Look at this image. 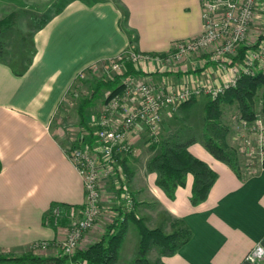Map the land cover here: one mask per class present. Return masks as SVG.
Masks as SVG:
<instances>
[{
  "label": "crops",
  "instance_id": "1",
  "mask_svg": "<svg viewBox=\"0 0 264 264\" xmlns=\"http://www.w3.org/2000/svg\"><path fill=\"white\" fill-rule=\"evenodd\" d=\"M201 3L202 0L68 1L36 31V53L22 75L0 59V253L20 255L34 248L40 255H57L66 229L45 225L44 216L54 203L81 205L84 201L83 181L67 149L78 143L95 147L98 138L88 130L68 145L62 130L53 128L55 113L77 75L100 60L117 56L129 45L144 53L163 54L172 49L174 42L199 36L203 31ZM119 5L128 10L126 20ZM208 56L204 50L163 69L143 70L137 77L193 87L220 83L226 77ZM169 109L165 108L164 115L169 114ZM116 115L121 119V114ZM88 126L94 129L92 122ZM144 128L147 129L140 123L129 135L138 152L144 148L140 142ZM189 150L217 173L207 199L198 205L190 200L192 174L171 198L157 184L158 172L150 163L141 164L137 155L126 156L136 201L142 206H161L168 216L183 220L192 230L189 241L175 254L163 256L162 261L264 264V260L250 258L257 246L264 250L261 163L255 167L257 170L245 173L241 167L238 175L200 141L190 144ZM111 213L115 218L120 214L116 216L114 210ZM139 215L150 228L162 227L166 232L173 229L160 218L151 222L149 215ZM100 236L95 229L86 233L80 248ZM125 237L118 255L123 264L125 255L132 250L122 247ZM42 242L47 245L37 250L35 246Z\"/></svg>",
  "mask_w": 264,
  "mask_h": 264
},
{
  "label": "built area",
  "instance_id": "2",
  "mask_svg": "<svg viewBox=\"0 0 264 264\" xmlns=\"http://www.w3.org/2000/svg\"><path fill=\"white\" fill-rule=\"evenodd\" d=\"M201 5L203 31L199 36L190 40H178L174 42L171 50L163 54L144 53L129 45L120 54L111 58L112 74L115 76L124 73L123 62L125 60L142 68L147 64L157 63L162 66V69L170 62L182 61L217 43L211 52V60L224 69L232 70L229 78L219 85L210 83L194 87L168 82L156 84L149 80L139 79L137 76L122 78L123 91L103 103L101 116L93 122L94 132L98 138L97 146L75 144L67 149V154L83 181L85 190L83 203L81 205L54 203L44 216L45 225L66 229L65 238L61 240L63 253L73 254L84 234L102 214L100 189L102 178L115 179L124 208L130 210L133 207L134 198L127 189L126 172L123 171L119 160L123 155L136 156L138 154L137 148L129 138L137 125L143 123L150 136L157 140L165 108L178 106L192 96L203 92L215 98L227 89L236 86L241 75H253L259 71L264 73V40L256 45L254 43L247 50L240 64L234 63L239 56V48L247 43L254 10L258 6H264V0H202ZM118 113L122 117L114 122L113 118ZM256 121L259 128L258 143L262 160L264 157V121L260 117ZM243 123L246 122L243 121ZM45 245L47 242H42L35 248ZM250 258L258 261L264 260L263 248L257 246L250 254ZM71 264L83 263L73 261Z\"/></svg>",
  "mask_w": 264,
  "mask_h": 264
},
{
  "label": "rangeland",
  "instance_id": "3",
  "mask_svg": "<svg viewBox=\"0 0 264 264\" xmlns=\"http://www.w3.org/2000/svg\"><path fill=\"white\" fill-rule=\"evenodd\" d=\"M67 1L70 0H0V18L4 17L12 11L18 12L16 25L8 29L1 36V40L3 42V51H1L0 49L1 59H4L6 62L10 63L12 66L18 69L25 68L28 65L29 61L33 58V51L35 49L34 35L38 30V25L43 21L45 17L56 15L57 11L60 10L63 7L64 3ZM83 1L92 2L94 0ZM263 7L264 6L261 5L258 6L256 10H254V18L249 28V37L246 43L248 46H252L254 43L256 45L257 43L264 40ZM220 14L221 13H219V15ZM216 45L217 43L209 46V48L206 49L209 55V60H211V52L216 47ZM199 52L203 53L204 50ZM238 54L240 55V53ZM246 54L247 52L244 54L243 58L246 56ZM243 58H237L234 63L240 64ZM111 63V58L100 60L93 66H89L84 69L82 74L79 73L69 87L67 93L63 98V101L56 111L53 121V128L55 126L57 129L62 130L60 131L62 132V135L67 138L69 142L67 143L68 145L73 144L76 138L88 131V122L93 123L101 116V106L103 102L97 101L94 103V106L88 108L86 112L84 111L85 115L87 116L86 126V124L81 123V114L79 112V108L81 99L89 98L91 96L93 88L98 81L107 80L114 76L110 68ZM161 67L162 66L157 63L151 65L147 64L144 66V68L140 66L141 69L145 70H152L155 68H157L158 70L161 69ZM217 68L223 72V76L226 78H224L220 83H216L215 85L222 84L223 81L229 78L230 72L232 71L229 69H224L218 64ZM168 83L171 82L169 81ZM156 84L164 83L162 82ZM108 92L109 91H105V95H107ZM261 94L262 90H260L258 94V104L256 106V110L259 111L260 114V116L258 117H261L263 120L264 116L260 112ZM211 99L212 97L207 92H203L202 94L192 96L189 99L192 101L188 100L189 102L187 104L182 103L178 106H171L169 109V114L164 115L163 113L162 115L163 119L160 126L159 139L157 140L153 139L150 136L148 129L144 128L145 133L142 137H140V142H142L141 147L144 148L141 149L137 154V156H139L138 160H141V164L151 163L154 155L161 150L159 141L164 140L163 138H167L173 134L187 136L190 134L198 135L199 133H202L201 130L203 128L202 126L204 125L205 116L204 107L206 103ZM220 106L222 110L220 117L213 120L215 122V125H211L209 127V132L218 140L222 141L226 149L228 147H232L236 150L239 166L240 168L242 167V169H244L243 173L257 170L255 167H257L259 162L261 163L262 161L261 155L259 153V128L257 127L258 122L255 120L252 122L243 123V121L240 120L238 105L235 103L224 101L221 102ZM118 119H120V117H117L116 115L114 117V120L117 121ZM92 130L95 131V129ZM243 135L244 139L242 137ZM124 158H126L125 155L121 156L119 162L122 166L123 171L126 172L127 189L135 198L130 187L129 180V175H131L132 170L130 168V165L128 164L130 172L128 173L126 171L123 163ZM100 187L103 211L95 224L90 229H88L86 233L95 229L100 232V235H102L105 232L106 227L115 220V217L112 216L113 213H111V211L114 210V214H116L117 211L121 213V211H123L124 209V204L120 200L121 198L118 183L115 179L102 178ZM136 209L138 215L140 213L149 215V220L151 222L155 221L156 218H160V220L166 227L172 226L173 229L171 231H164L166 233H172L176 229L180 228L179 220L177 218H172L170 215L168 216L164 209H162L161 206H156L155 203H153L152 205L150 204L144 206H142L141 203H138ZM118 214H116V216ZM128 227L130 229L128 231L127 228L128 234H125V243L122 247L128 246V248H131L132 250L130 255H125L126 260H124V262L126 264H161L163 256H161L159 253V247L155 245L152 246L147 253L149 263L137 261V259L140 257L138 246L140 242V235L135 223L130 221ZM82 240L80 241L78 248L80 246L82 247ZM40 247L42 246H39V248L37 247V250H39ZM60 248V245H58V251ZM120 261L121 259L119 257L117 259V263L123 264Z\"/></svg>",
  "mask_w": 264,
  "mask_h": 264
},
{
  "label": "trees",
  "instance_id": "4",
  "mask_svg": "<svg viewBox=\"0 0 264 264\" xmlns=\"http://www.w3.org/2000/svg\"><path fill=\"white\" fill-rule=\"evenodd\" d=\"M119 7L122 11L124 20H126L128 10L121 5H119ZM60 11L61 9L58 10L57 13ZM51 17L52 16L45 17L38 25V29L42 28ZM17 18V11H12L0 18L1 51H3L1 36L8 29L16 25ZM132 42L133 40L131 39L130 43L132 44ZM250 47L251 46L247 44L242 45L239 48L240 55L238 58H243ZM35 53L36 50L34 49L33 56ZM31 63L32 60L22 69L15 68L10 63L8 64L13 67L16 74L22 75ZM123 66L124 73L122 75H115L110 79L98 81L93 88L91 96L81 99L79 108L81 123L87 126V116L85 112L88 108L94 106L95 102L101 101L105 103L112 96L123 91V77L137 76L142 73V69L131 61L125 60ZM260 90H262L260 112L264 116V73L259 71L253 75L243 74L240 76L236 86L227 89L223 94L212 98L206 103L204 107L205 116L204 125L201 130L202 133L198 135L190 134L187 136L173 134L159 141L161 150L154 155L150 164L158 172L157 184L167 192L169 197L174 198L177 187L184 186L186 184L187 175L192 174L194 180L190 200L193 205H198L207 199L210 189L217 179V173L209 164L194 156L189 150V145L196 141L203 143L216 158L227 161L237 174L241 175V168L238 163L236 150L232 147L226 149L224 143L209 132V127L215 125L213 120L220 117L222 111L220 105L221 102L224 101L238 105L241 121H255L259 118L258 116H260L259 111L256 110ZM105 91H109V93L105 95ZM189 101L183 104H187ZM88 130L91 132V135L94 134V136H96L89 126ZM78 144L81 146L85 145L83 143ZM123 163L126 171L129 173L130 168L126 158L123 159ZM261 166L264 169V157ZM137 204L134 198L133 207L130 210L124 208L119 216L106 227L105 232L97 241L85 248H77L73 254H65L60 248L57 255L44 256L35 253L34 248H32L31 251L24 252L20 255L0 253V264H71L73 261L82 262L83 264H118L119 249L123 244L130 221L136 224L140 235V257L137 261L149 263L147 253L154 245L159 247L161 256H167L175 254L183 244L189 241L192 236V230L183 220H179L180 228L172 233L164 232L162 227L150 228L146 225L145 219L137 214ZM59 245L61 247V242ZM161 264L165 263L161 261Z\"/></svg>",
  "mask_w": 264,
  "mask_h": 264
}]
</instances>
